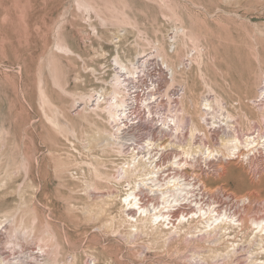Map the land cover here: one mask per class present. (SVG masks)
I'll return each instance as SVG.
<instances>
[{"label":"rangeland","instance_id":"374dc122","mask_svg":"<svg viewBox=\"0 0 264 264\" xmlns=\"http://www.w3.org/2000/svg\"><path fill=\"white\" fill-rule=\"evenodd\" d=\"M140 57L165 68L164 90L182 93L180 129L162 146L185 142L191 125L194 141L213 146L225 133L264 134V0H0L4 264H248L250 222L220 242L187 228L129 232L117 199L126 183L114 179L122 154L105 145L99 129L113 121L94 100ZM205 99L213 111L203 115ZM236 156L195 168L210 189L201 201L262 216L264 147Z\"/></svg>","mask_w":264,"mask_h":264},{"label":"bare ground","instance_id":"6f19581e","mask_svg":"<svg viewBox=\"0 0 264 264\" xmlns=\"http://www.w3.org/2000/svg\"><path fill=\"white\" fill-rule=\"evenodd\" d=\"M143 59H145L146 66L153 64L154 71H159L158 86L164 91L160 94L162 102L154 110L158 114L157 121H159L160 129L157 133L151 131L147 134L146 130L142 129L128 133L124 130V117L127 116V110L131 106L132 100L130 99L134 101V97L124 81L126 78L133 77L139 67L138 62ZM123 67L126 69V73L114 75L115 79L111 90L108 92L97 91L94 105L96 109L103 111L113 121V124L110 125L111 128H100L99 132L105 139V145H116L118 152L122 154L121 162L117 167L118 175L114 179L123 184L126 183V188L119 193L117 199L124 213V221L128 223L129 232H139L150 228L155 234L166 235L187 228L191 234H206L220 242L231 239L230 232L227 230H231L232 233L242 231L249 228L248 222H250L255 229L252 236L253 241H251L252 250L260 257L253 256V252L250 250L248 264H264V215L256 216V213L251 209L246 210L244 215L237 214L232 207L220 204L215 206L217 201L204 205L201 195L210 189L199 179L200 172H195V168L201 163L205 165L208 161L220 160L221 157L222 159L226 157L232 159L235 155L238 158L241 155H248L250 151L263 148L264 134H259L256 137L247 134L240 137L238 134L225 135V133L220 135L219 144L213 146L202 138V141H194L195 131L200 130L195 125H191L190 137L185 142L170 139L166 145L162 146L161 137L166 135L168 130L172 134H176L181 124L177 108L174 110L172 106L169 90L163 88V81L167 82L168 79L163 74L164 69L161 63L159 64L156 60L148 57H140L135 63V69H127L126 65ZM87 68H89L87 65H83L81 71L87 72L89 70ZM147 70L150 72L149 69ZM221 85L211 86L210 90L219 93L225 89ZM152 95H156V93ZM165 100L166 102L163 104ZM101 102H103V106H101ZM176 103L177 101L175 106ZM94 105L91 104L92 108ZM202 105L203 108L200 109L203 115L213 111V104L210 100L205 99ZM230 117H232L230 113L223 116L224 128L226 130L227 127V131L232 126L230 120H227ZM145 133L146 136L141 138ZM203 136L205 139L208 137L204 132ZM175 137L178 136L175 135ZM168 150L170 151L169 157L167 161H164L163 156ZM187 169L191 170L192 174H188ZM190 176H192V180H190ZM196 179L197 181H194ZM197 182L199 185L196 186ZM5 220L6 217L0 224ZM32 221L31 225L39 223L36 218H33ZM235 229L238 230L235 231ZM235 243L231 241L226 245V253L235 250L238 245ZM0 264H4L3 260L0 261Z\"/></svg>","mask_w":264,"mask_h":264},{"label":"built area","instance_id":"2783aa9c","mask_svg":"<svg viewBox=\"0 0 264 264\" xmlns=\"http://www.w3.org/2000/svg\"><path fill=\"white\" fill-rule=\"evenodd\" d=\"M138 65L139 67L133 77L126 78L124 81V84L131 90V93H133L132 96L134 97V101L133 99H130L132 100V103H130L131 106L127 110V116L124 117V130L128 133L136 131L137 129L146 130L147 134L151 131L157 133L160 129V124L159 121H157L158 114L155 113L154 110L156 106L162 102L160 94L164 92L163 89L158 86L160 79L158 78L160 77L159 71H154L153 64L146 66L145 59L140 60ZM147 69H149L152 73L150 74ZM163 74L169 78L165 68ZM153 93H156V95H152ZM181 94L182 93L175 88L169 90L174 110L177 108V106H175V102L179 99ZM144 98L148 99L145 100ZM165 102L166 100L163 101V104ZM151 111H153V114H151ZM146 133L141 136V138H144Z\"/></svg>","mask_w":264,"mask_h":264}]
</instances>
